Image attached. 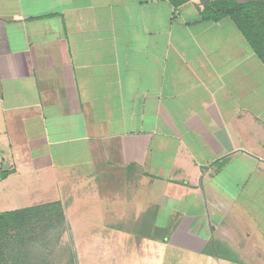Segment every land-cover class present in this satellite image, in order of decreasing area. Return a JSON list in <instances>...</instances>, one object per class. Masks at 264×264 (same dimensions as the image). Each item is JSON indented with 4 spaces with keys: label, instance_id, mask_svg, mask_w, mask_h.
<instances>
[{
    "label": "crops",
    "instance_id": "obj_1",
    "mask_svg": "<svg viewBox=\"0 0 264 264\" xmlns=\"http://www.w3.org/2000/svg\"><path fill=\"white\" fill-rule=\"evenodd\" d=\"M202 12V0H0V213L60 201L73 242L78 199L28 206L25 193L56 178L73 195L84 177L77 227L130 220L142 239L126 264H146L133 256L150 220H185L171 241L193 238L194 255L264 264V63L231 18Z\"/></svg>",
    "mask_w": 264,
    "mask_h": 264
},
{
    "label": "rangeland",
    "instance_id": "obj_2",
    "mask_svg": "<svg viewBox=\"0 0 264 264\" xmlns=\"http://www.w3.org/2000/svg\"><path fill=\"white\" fill-rule=\"evenodd\" d=\"M60 174H64L65 171H58ZM70 173V172H68ZM77 173V172H73ZM28 180V183L32 182V178H26ZM52 178L51 180H45L44 178H41L38 182H35L34 185L29 186L26 188L25 193V205L32 206L34 204L40 203L41 201L45 200L46 198H61L62 200H67V198L73 197L78 199V203L73 207L76 210L73 212V220L75 222L76 226H73L74 233H73V242L65 241L64 235L61 234L56 235V238L53 239L54 244L56 247L54 249L51 248L46 253V258L50 260L53 264H71L70 259L75 258V264H126L129 261V257H125L124 254L129 253L132 250V247H135L136 243L142 239V237L138 234H136V231L134 228L137 229L136 226L132 228L130 226V220H105L104 223L106 224L103 228L100 224L99 227L97 225L99 224V220H95L96 228L92 231L90 226L85 225V228L87 229L85 233L82 231H79V228L77 227L78 222L81 221V206H80V197L81 193L79 192V187H81L82 184L86 181L84 177H77L73 176V181L77 184L74 187V190L76 192V196L70 195L71 192L69 191L70 185H66L64 187V184L59 185L55 183H49V181H54ZM65 179L62 178V181ZM68 187V188H66ZM51 190L48 194L45 191ZM78 190V192H77ZM3 194H0V197H2ZM12 196V193H7V199H9ZM3 202V201H2ZM6 210V209H3ZM264 213V211H263ZM264 217V216H263ZM91 221V220H89ZM94 221V220H92ZM149 221V220H147ZM178 221H185V220H150L152 223V227L149 226L145 227L144 231L149 233V236H152V241L146 245H141V247L138 248V250H146L143 251L141 255L138 256V251L133 256V260L136 262V257L140 258L143 257L144 262L146 264H227L228 258L223 257H211L208 254L202 256L194 255L192 252V249H189L186 245L188 242V239H193L191 237H188L180 243V245L177 246V243L172 238V229L176 225L175 223H178ZM77 222V223H76ZM90 227V228H88ZM262 229H264V223L260 225ZM126 232L129 234L128 238L123 239H117L119 235H117V238L114 236L120 232ZM141 230V228H140ZM152 230V231H151ZM142 232V233H145ZM264 232V230H263ZM100 233H104L105 237H102ZM141 233V232H137ZM133 234V235H131ZM171 235V237H170ZM52 237V235H51ZM134 237L137 239L135 240ZM98 238V239H97ZM167 238V239H165ZM184 237H182L183 239ZM89 239V240H88ZM131 239L134 242H131ZM135 244V245H134ZM153 250H159L161 251L162 256H152ZM164 254V255H163ZM254 258H249V263ZM259 262L261 258H258ZM263 259V258H262ZM220 260V263L218 262ZM160 261V263H159ZM73 264V263H72ZM253 264H256L254 262ZM261 264V263H260Z\"/></svg>",
    "mask_w": 264,
    "mask_h": 264
},
{
    "label": "trees",
    "instance_id": "obj_3",
    "mask_svg": "<svg viewBox=\"0 0 264 264\" xmlns=\"http://www.w3.org/2000/svg\"><path fill=\"white\" fill-rule=\"evenodd\" d=\"M169 1L176 8L189 2ZM202 5L204 20L231 18L264 63V0H202ZM10 173L2 171L1 179ZM65 231L66 217L60 201L0 213V264H53L46 253L56 247L53 236ZM70 261L75 264L74 256Z\"/></svg>",
    "mask_w": 264,
    "mask_h": 264
}]
</instances>
